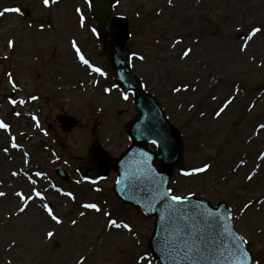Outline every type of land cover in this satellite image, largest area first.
<instances>
[{
    "label": "rangeland",
    "instance_id": "rangeland-1",
    "mask_svg": "<svg viewBox=\"0 0 264 264\" xmlns=\"http://www.w3.org/2000/svg\"><path fill=\"white\" fill-rule=\"evenodd\" d=\"M114 1L115 15L130 23L135 73L183 136L184 164L169 189L213 206L226 203L264 264V31L248 39L252 28L264 29V0ZM6 8L20 12L0 16V120L9 125L0 129V192L6 193L0 264H157L148 250L154 219L118 200L114 174L96 185L80 175L95 143L113 156L128 147L126 125L136 115L132 96L112 78L89 0L51 7L43 0H0V12ZM73 41L103 75L81 63ZM60 114L78 118V127L63 132ZM13 137L19 147H12ZM205 164L211 165L206 172L182 174ZM59 166L71 175L68 182L57 177ZM18 192L33 197L23 213ZM45 203L62 224L48 216ZM86 203L102 211L85 209ZM110 219L132 232L109 227Z\"/></svg>",
    "mask_w": 264,
    "mask_h": 264
},
{
    "label": "water",
    "instance_id": "water-1",
    "mask_svg": "<svg viewBox=\"0 0 264 264\" xmlns=\"http://www.w3.org/2000/svg\"><path fill=\"white\" fill-rule=\"evenodd\" d=\"M112 10L111 0H95L91 5V11L103 32L106 31L107 22L111 21V32L108 33L111 40L105 42L107 58L114 78L123 91L134 94L139 114L127 126L132 139L130 149L115 160L100 146H94L89 158L98 166L88 170L86 175L97 181L105 178L111 169L117 171L119 183L115 193L123 201L157 217L150 249L161 264H255L235 233L224 205L213 210L207 202L196 198L177 205L166 195V187L175 168L183 163V142L159 103L144 91L133 74L128 52L130 34L127 21L123 17L111 18ZM58 121L65 131H71L78 124L75 118L64 115L58 117ZM150 143L157 145L158 153L147 149ZM59 172L63 173V170ZM195 205L200 206V213L215 214L210 218L212 227L194 215ZM186 224L193 226L192 236L182 231ZM185 243L187 248L184 247Z\"/></svg>",
    "mask_w": 264,
    "mask_h": 264
},
{
    "label": "snow or ice",
    "instance_id": "snow-or-ice-1",
    "mask_svg": "<svg viewBox=\"0 0 264 264\" xmlns=\"http://www.w3.org/2000/svg\"><path fill=\"white\" fill-rule=\"evenodd\" d=\"M58 0H43V4L45 7H51L52 4H55L57 3ZM169 4L172 3V0H168ZM8 12H15V13H19L20 12V9L19 8H6L4 9V11L0 12V16H4L6 13ZM41 29H43V25H41ZM93 31H95V29H93ZM262 31H264V29H262L261 27H254L252 28L251 30V33L250 35L248 36V39L251 40L253 37H255L258 33H261ZM177 43H180V41H177ZM9 46L10 47H13L14 46V42L13 41H9ZM73 47L76 49V52L77 54L79 55V59L81 61V63H83L84 65H87L89 68H93V66L90 64L89 60L85 58V56L81 53V50L80 48L76 45V42L73 41ZM247 48V44H245L241 51H244L245 49ZM192 52V49L191 48H188L186 51L183 52V57H188L189 54ZM140 60H144L145 57L143 56H139L138 57ZM93 71L97 72V73H100L101 75H103L102 71L100 68L98 67H95L93 68ZM11 75V74H9ZM15 86V85H14ZM176 91H180L179 88L176 89ZM238 91V89H237ZM32 99H37V97H33ZM125 99H127V97H125ZM215 99V97H214ZM233 99L234 98H231V99H228L224 104L223 106L219 109V111L216 113V116L219 117L224 111L226 108H228V106L230 104H232L233 102ZM13 105H15L17 102L15 100L11 101ZM21 104L24 103V101H20ZM16 115H20V113H16ZM261 129H264V124H261L260 125ZM9 128V125L7 123H5L4 121L0 120V129H8ZM13 139V144H12V147L16 148V147H19V145H17L15 143V137L12 138ZM5 151H7V149H5ZM211 167L210 164H205L203 167H200V168H196V169H193L192 171L190 172H183L182 174L185 175V176H192V175H195V174H198V173H203V172H206L209 168ZM13 175H18V173H13ZM36 176H41L42 173L40 172H36L35 173ZM248 180H252L253 177L251 175H249L247 177ZM33 183H35V181H33ZM55 187V186H53ZM58 191H62L60 189H57ZM64 195L66 196H69L71 197L73 200L76 199V197L71 193V192H66V193H63ZM6 193L4 192H0V197H3L5 196ZM17 195L20 197L21 201H22V206L20 207L19 209V212L20 213H23L26 211L27 207H28V204H29V201L31 199H33V197L31 196H25L24 193L22 192H18ZM167 196H170V199L171 201H173L175 204L177 205H182L185 203L186 201V197L184 196H181V195H175V194H172V189H168L167 193H166ZM35 197H39L40 200H44L45 197L39 192V191H36L35 192ZM83 207L85 209H91V210H95L96 212H101V208L96 204V203H86L83 205ZM169 207L171 208L172 205H169ZM199 205H195L193 206V213L194 215L198 218V219H202V221L207 224L209 227H212V224H211V217H213L215 214L214 213H200L199 212ZM250 207V205H244V208H248ZM43 208L44 210L47 212L48 216L53 220L55 221L57 224H62L63 221L54 213L53 211V208L51 206H49L48 204H43ZM84 213L81 212V216H83ZM108 216H111V213H107ZM72 223L75 225L77 222L75 220L72 221ZM109 227H114V228H124V229H127L129 232H132V228L127 224V223H118V221L116 219H110L109 220ZM183 232H185L188 236H192L193 234V226L191 224H186L185 227L182 229ZM55 234L53 232H48L47 233V237L49 239L53 238ZM244 243H247V241H243ZM185 248L188 247L187 243H185L184 245ZM242 254L244 256H247V253L246 252H243V250H241ZM138 259L140 260H143L144 258L143 257H138ZM80 264H83V261L80 262Z\"/></svg>",
    "mask_w": 264,
    "mask_h": 264
},
{
    "label": "bare ground",
    "instance_id": "bare-ground-1",
    "mask_svg": "<svg viewBox=\"0 0 264 264\" xmlns=\"http://www.w3.org/2000/svg\"><path fill=\"white\" fill-rule=\"evenodd\" d=\"M236 105H237V103H236ZM237 106H240V105H237ZM236 108H238V107H236Z\"/></svg>",
    "mask_w": 264,
    "mask_h": 264
}]
</instances>
